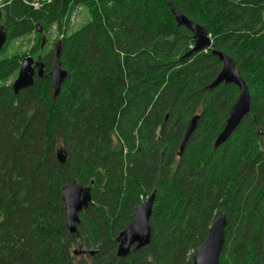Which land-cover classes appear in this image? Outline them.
Returning a JSON list of instances; mask_svg holds the SVG:
<instances>
[{"label": "trees", "instance_id": "trees-1", "mask_svg": "<svg viewBox=\"0 0 264 264\" xmlns=\"http://www.w3.org/2000/svg\"><path fill=\"white\" fill-rule=\"evenodd\" d=\"M31 1L0 6V264H191L214 211L226 217L218 264H264V0ZM169 5L204 26L247 86L249 110L217 147L237 89L205 87L219 61L208 48L182 57L193 43ZM77 7L85 19L73 27ZM51 25L67 72L55 97L45 76ZM29 35L44 74L13 93L7 80L28 53L7 43ZM73 181L90 202L69 234L59 194ZM150 193L148 244L116 257L114 237ZM77 237L96 251L73 255Z\"/></svg>", "mask_w": 264, "mask_h": 264}, {"label": "water", "instance_id": "water-1", "mask_svg": "<svg viewBox=\"0 0 264 264\" xmlns=\"http://www.w3.org/2000/svg\"><path fill=\"white\" fill-rule=\"evenodd\" d=\"M169 11L173 16L175 24L177 26H183L191 35L193 45L182 55V57H186L191 53L208 48L210 49V53L215 55L216 59L219 61V68L215 76L205 87L207 89H212L220 83H230L237 89V94L227 111L223 125L214 137L213 147H217L228 139L239 124L240 120L249 110V94L247 86L244 80L240 77L231 57L212 47L210 36L206 32L204 26L189 19L172 5H169ZM40 30L41 29H38V32H40ZM5 39L6 33L3 26L0 24V49L5 42ZM43 42L44 36H41V45ZM59 50L60 40H56L50 49V67L48 72L45 73V76L50 80L52 97H55L58 94L60 85L67 74L66 70L60 66ZM43 74V62L39 55H36L34 59L31 56H24L18 62L17 72L10 84V88L13 93H17L20 89L30 86L35 77H41ZM198 117V114H194L186 122L178 144V155H180L186 140L193 131ZM65 159L66 152L63 148L58 147L55 150V160L62 164ZM59 196L63 206L64 227L69 234L76 233L75 224L78 222V213L90 202L89 187L82 186L73 181L69 184H64L61 187ZM153 200L154 193H150L145 199L135 205L131 219L117 232L114 237L116 243V257L123 258L130 252V250H135L148 244L150 237L148 220L151 214ZM225 224L226 217L223 213L211 220L205 236L201 242L191 250V264H218V257L223 244ZM95 251L96 250H85L82 249L80 245H75L72 248L71 253L75 256L81 254L92 255Z\"/></svg>", "mask_w": 264, "mask_h": 264}, {"label": "rangeland", "instance_id": "rangeland-1", "mask_svg": "<svg viewBox=\"0 0 264 264\" xmlns=\"http://www.w3.org/2000/svg\"><path fill=\"white\" fill-rule=\"evenodd\" d=\"M1 2L2 0H0V6H1ZM82 12V13H81ZM84 14V10L80 7L75 8V10L73 11V17L71 18V24L73 23V27H76L78 25V23L82 22L85 19V14ZM60 32H57L55 30L54 25H51L49 30L46 33V38H47V44L45 45V50L47 49V47L49 49H51L52 44L56 41V38L60 37ZM22 42V45L20 44ZM33 42H35V39L33 38V35H29L26 36L22 41H9L6 47V51L7 52H12L14 51L17 47L20 46L19 51L20 52H26L28 53L25 56H31L33 59L36 57L37 55V51H34L33 53H29L27 52L28 48L30 46L33 45ZM4 44V43H3ZM44 44V43H43ZM42 44V45H43ZM3 46V45H2ZM1 50V49H0ZM4 56V52H0V57ZM17 72V71H16ZM16 75V74H15ZM15 75L13 77H10L9 80H7L8 84H11L12 80L14 79ZM139 199L142 201L143 199L141 198V196H139ZM218 216V214L215 215V211L212 213V217H216ZM82 239L80 237H77V239H74L70 248L72 249L77 243L82 245L80 243ZM191 253V252H190ZM190 256V255H189ZM185 259H188V252L185 254Z\"/></svg>", "mask_w": 264, "mask_h": 264}, {"label": "built area", "instance_id": "built-area-1", "mask_svg": "<svg viewBox=\"0 0 264 264\" xmlns=\"http://www.w3.org/2000/svg\"><path fill=\"white\" fill-rule=\"evenodd\" d=\"M30 5H32L33 8H37L39 3H38L37 0H33V1L30 2Z\"/></svg>", "mask_w": 264, "mask_h": 264}]
</instances>
